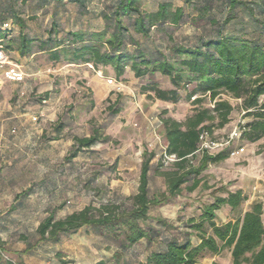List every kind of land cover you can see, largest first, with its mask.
<instances>
[{
	"label": "trees",
	"instance_id": "trees-1",
	"mask_svg": "<svg viewBox=\"0 0 264 264\" xmlns=\"http://www.w3.org/2000/svg\"><path fill=\"white\" fill-rule=\"evenodd\" d=\"M147 1L99 0V8L91 10L93 0H0V45L5 52L24 59L44 54L55 64L110 69L119 81L129 70L145 81L140 92L148 99L177 104L183 91L197 106L183 123L162 112L163 157L172 159L170 168L153 170L155 154L143 152L137 192L124 200L129 206L119 201L87 205L58 220V208L50 209L35 230V243H27L22 254L88 228L113 243V264H123V256L141 242L145 260L137 264H198L205 252L217 255L224 249L230 251V264H264L262 202L252 203L234 221L215 222L222 207L236 210L246 201L241 190L223 191L225 197L213 195L212 203L201 207L199 221H187L190 232L182 237L167 235L174 228L161 218L150 224L153 207L183 190L195 191L208 165L230 157L227 147L213 156L203 153L198 166L192 163L200 152L201 135H212L231 121L236 108L221 95L240 101L237 109L249 120L242 138L251 144L264 140V0H156L154 10L146 8ZM44 18L48 22L42 29ZM31 23L42 30L30 34ZM4 24L10 27L4 29ZM186 26L194 30L192 36H176ZM156 77L166 79L170 88H161ZM206 98L212 108L201 107ZM110 111L119 113L115 107ZM106 141L94 128L90 136L73 139L66 159ZM151 171L162 178L164 192L150 195Z\"/></svg>",
	"mask_w": 264,
	"mask_h": 264
},
{
	"label": "rangeland",
	"instance_id": "rangeland-1",
	"mask_svg": "<svg viewBox=\"0 0 264 264\" xmlns=\"http://www.w3.org/2000/svg\"><path fill=\"white\" fill-rule=\"evenodd\" d=\"M147 2L146 8L154 10L156 0ZM93 3L89 6L91 10L99 8V0ZM47 22L48 18H44L42 29ZM36 28L39 29L37 24H29V33L35 34ZM193 32L186 26L176 31V36L190 37ZM7 54L13 63L22 65L19 67L25 79L16 84L0 76V113H12V127L2 122L7 133L0 132V164L6 161L12 165L6 163L0 171L12 176V185L7 188L12 189V206L16 202L12 217L0 216V260L3 264H24V261L26 264H57L56 253L61 252L60 257L65 261L71 258L77 264H91L104 257L96 244H105V251L114 252L115 247L88 228L63 237L59 244L40 243L27 255L22 251L27 243H35V230L50 209L58 208L55 212L58 220L87 205L99 207L119 201L129 206L124 200L137 192L143 152L155 154L151 161L153 170L170 168L172 159L163 157L166 143L160 124L162 112L166 110L167 117L183 123L197 106L185 99L183 91L177 104L148 99L140 92L145 81L130 77L128 73L119 81L110 69L67 68V65L49 62L44 54L19 63L16 53L9 51ZM108 79L122 85L121 90L116 91L108 85ZM155 79L161 88H170L166 79ZM220 99L236 108L230 116L231 121L202 139L200 152L192 163L198 166L203 153L213 156L227 147L232 151L243 149V152L208 165L195 191L183 190L180 196L150 210V224L157 218L172 224L174 230L167 235L182 237L189 233L187 221L198 222L201 207L212 203L213 195L225 197L223 191L241 190L246 201L236 210L222 207L215 220L218 225L241 217L254 202L263 204L264 225V140L252 144L245 141L242 128L249 120L237 109L240 101L226 94ZM212 106L209 98L201 105L203 108ZM113 107L119 109L118 114L111 113ZM94 128H98L107 141L73 160L66 159L72 151L73 139L90 136ZM234 131L240 135L231 141ZM210 142L226 145L206 149L205 144ZM4 188V184H0V193L5 192ZM149 190L150 195L165 190L162 178L153 171L150 172ZM0 205L7 207L8 202L2 200ZM191 240L196 243L197 235L192 233ZM143 244L128 251L123 256V264L144 263ZM228 252V249L222 250L215 262H212L213 255L205 252L198 263L225 264Z\"/></svg>",
	"mask_w": 264,
	"mask_h": 264
},
{
	"label": "crops",
	"instance_id": "crops-1",
	"mask_svg": "<svg viewBox=\"0 0 264 264\" xmlns=\"http://www.w3.org/2000/svg\"><path fill=\"white\" fill-rule=\"evenodd\" d=\"M17 54V53H16ZM17 57H18V62L19 63H21L22 62V60L24 59V58H19V56H18V54H17ZM29 59H31V58H29ZM16 64V63H15ZM16 65H18V64H16ZM18 66H22L21 64H19ZM64 67V66H63ZM62 67V68H63ZM67 68H70V67H72V66H66ZM83 67H89V68H92V66L91 65H87V66H75V68H83ZM21 68V67H20ZM126 73H128V75H130V77L132 76V77H134L133 76V73L131 72V71H129V70H127V72ZM2 122H5L6 123V125H8V124H11V127H12V113H10V114H2V113H0V124L2 123ZM1 127H0V132L2 133L3 132V130H4V128H2L4 125H0ZM5 131V135H6V131L7 130H4ZM6 141V140H5ZM12 145V144H11ZM3 147H4V145H3ZM2 153V152H1ZM6 154V153H5ZM6 163H8V162H6V161H3V162H1V164H0V169H1V167H3V166H6L7 164ZM9 165H12V162H11V164H10V162L8 163ZM2 165V166H1ZM3 170H1L0 171V184H4V193H0V202L3 200V201H6V202H8V206L6 207V206H1L0 205V216H3V215H7L8 217H12V189L11 188H7V186L9 185V186H11L12 185V176H7V172L5 173V171H3ZM16 203V202H15ZM15 203H14V205H15ZM263 216V215H262ZM216 217H217V213H216ZM218 225V224H217ZM83 229V228H82ZM81 230V229H80ZM79 230V231H80ZM78 231V232H79ZM77 232V233H78ZM73 235H75V234H73ZM71 236V235H70ZM63 239V237L61 238V240ZM61 240L57 243V244H59L60 242H61ZM143 242H141V244H142ZM48 244H51V243H48ZM56 245V244H55ZM96 245H98L97 247H98V250H100L101 249V251H99V252H101V253H104V257L103 258H99V259H97V260H94L91 264H97V263H99V262H103L104 264H113V261H112V256H113V251H111V250H104V248L106 247L107 248V246L104 244H102L101 242L99 243V244H96ZM194 245H197L196 243H194ZM134 251V250H133ZM228 251H229V249H228ZM61 252H57L56 254H60ZM108 253V256H105L106 254ZM96 254V253H95ZM94 254V255H95ZM221 254V251H220V253H218L217 255H213V259H212V262H215L217 259H218V257H219V255ZM228 254H229V256H228V262H226L225 264H230L231 263V255H230V251L228 252ZM101 257V256H100ZM56 258L58 259L57 260V264H63L62 262H67L66 264H77L76 263V261L75 260H73V259H71V258H67V261H65V260H63V259H61V257H57L56 256ZM41 261H45V259H43V258H41ZM46 262V261H45ZM53 263V262H52ZM0 264H3L2 262H1V260H0ZM22 264V263H21ZM24 264H26V262L24 261ZM41 264H45V263H41ZM46 264H49V263H46ZM199 264V263H198Z\"/></svg>",
	"mask_w": 264,
	"mask_h": 264
},
{
	"label": "built area",
	"instance_id": "built-area-1",
	"mask_svg": "<svg viewBox=\"0 0 264 264\" xmlns=\"http://www.w3.org/2000/svg\"><path fill=\"white\" fill-rule=\"evenodd\" d=\"M9 27H10L9 24L3 25L4 29H7ZM0 76L2 77L3 80L10 82V83H16V84L22 83L25 79L24 73L22 72L21 68L10 60L8 54L3 49L2 45H0ZM107 84L114 87L116 89V91L121 90L122 85L117 84L112 79H108ZM33 120H35V119H33ZM239 135H240L239 133L234 131L231 135L230 140L232 141L234 139H237L239 137ZM205 136H207L206 133H203L201 135V137H200L201 144H202V139ZM223 145H226V144H218V143H213V142L211 143L210 142L209 144H205L204 147L206 149H209V150H214V149L222 148ZM242 152H243V149H240L239 151H232L230 153V157H234V156H236Z\"/></svg>",
	"mask_w": 264,
	"mask_h": 264
}]
</instances>
